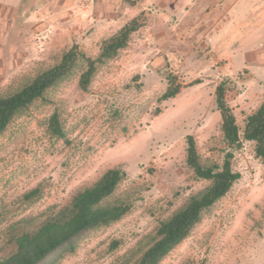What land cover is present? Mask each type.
Masks as SVG:
<instances>
[{"label":"rangeland","instance_id":"obj_1","mask_svg":"<svg viewBox=\"0 0 264 264\" xmlns=\"http://www.w3.org/2000/svg\"><path fill=\"white\" fill-rule=\"evenodd\" d=\"M236 1L161 0L148 10L153 21L98 67L87 91L79 86L87 68L80 61L12 121L0 135V256L14 250L25 224H41L108 170L121 169L127 176L105 204L124 202L129 213L87 233L58 264H136L159 223L211 184L187 165L190 135L204 166L222 165L232 152L241 179L160 264H264V162L253 142L227 145L215 97L219 83L230 80L227 101L242 138L247 117L264 100V0H239L234 8L247 20L242 37L231 41L233 61L213 51L221 37L208 26L214 15L205 13ZM120 6L105 20L96 0H0V97L57 65L74 45L96 59L102 42L129 22ZM183 18L192 31L181 29ZM230 20L234 28L237 20ZM169 73L182 89L160 101ZM55 112L65 139L47 130ZM35 189L39 194L27 199Z\"/></svg>","mask_w":264,"mask_h":264},{"label":"trees","instance_id":"obj_2","mask_svg":"<svg viewBox=\"0 0 264 264\" xmlns=\"http://www.w3.org/2000/svg\"><path fill=\"white\" fill-rule=\"evenodd\" d=\"M125 2L134 4L136 1ZM149 14L150 12H142L116 34L104 40L96 59L87 57L74 45L63 54L57 65L38 74L17 92L0 97V135L16 117L68 78L80 61H84L87 68L80 76L79 86L82 91H87L98 67L114 59L121 50L127 48L131 36L149 23ZM166 79L167 89L160 101L175 98L182 89L176 75L169 73ZM200 82L197 80L193 84ZM230 82L228 79L221 81L215 92L224 139L231 148L242 147L243 141L253 142L256 157L264 162V100L259 108L247 117L241 138L236 117L227 101ZM47 126L52 137L66 138L58 112L51 115ZM233 157V153L228 152L222 165L204 166L200 161L195 139L190 135L187 137V165L193 170L196 178L210 181L211 184L198 195L191 197L182 209L159 223L152 243L144 250L136 264H160L189 237L195 226L201 222L203 214L230 192L234 184L241 179V174L232 168ZM126 176V172L121 169L108 170L95 184L79 191L67 206L53 213L41 224L31 229L25 224L27 227L12 239L14 250L0 256V264H58L66 255L75 251L78 242L87 233L120 221L129 213L130 206L124 202H105L115 193ZM38 194L39 190L35 189L26 195V198L31 199Z\"/></svg>","mask_w":264,"mask_h":264},{"label":"crops","instance_id":"obj_3","mask_svg":"<svg viewBox=\"0 0 264 264\" xmlns=\"http://www.w3.org/2000/svg\"><path fill=\"white\" fill-rule=\"evenodd\" d=\"M131 1H135V0H131ZM216 1L219 2V0H216ZM158 2H161V0H136L134 4H129L125 2V0H122V1L121 0H96L97 9L99 10V13L105 15L104 16L105 20L108 19L106 18V13L108 14V13L114 12V10L117 9L121 5V6H124V8L122 9L123 14L125 13V14L130 15L129 21L137 17L142 12H145V11L150 12L148 10L153 9L152 7L156 6ZM238 2L239 0H237L235 2V5H232V6L222 4L223 7L220 9V13L219 11H213L212 9L205 11V13L208 11V13H211L214 15L213 20L211 19L208 20V26L214 27L216 25L215 28L220 33V34L218 33L217 34L218 36L221 37V39H218L219 41L215 39L214 45L212 46V48H213V51L217 52V56L221 60L233 61L230 57V55H234V52H233L234 48L232 47L231 41L236 40V38L238 39L239 37H242L243 35L240 26H243L247 19L244 17L243 11L239 10V11L234 12L235 11L234 8L238 5ZM161 3L164 4L163 2ZM156 15L165 16L166 13L163 11H157ZM188 15H193V8L191 9V11H189ZM233 16L236 18L237 21H236L235 27L231 28L230 19L231 17L233 18ZM154 18L155 16L150 12L149 22L153 21ZM124 24L120 26L119 30L124 26ZM181 24H182L181 29L183 30L185 29L189 31L192 29V25L188 24V20L186 21V19L184 18ZM234 33H235V36H234ZM246 43H247L246 46H248L250 44L249 40ZM241 47H243V45H241L240 48Z\"/></svg>","mask_w":264,"mask_h":264}]
</instances>
